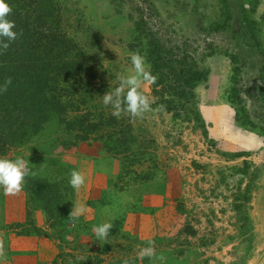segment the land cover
I'll list each match as a JSON object with an SVG mask.
<instances>
[{
  "label": "rangeland",
  "instance_id": "1",
  "mask_svg": "<svg viewBox=\"0 0 264 264\" xmlns=\"http://www.w3.org/2000/svg\"><path fill=\"white\" fill-rule=\"evenodd\" d=\"M49 1L57 5L61 31L97 62L104 93L115 86L117 74L131 69L129 45L141 18L165 44L188 43L197 58L204 57L200 67L208 71L195 89L201 122L175 120L152 108L129 116L120 153L107 152L101 142H75L52 122L29 142L7 150L0 157L23 158L32 174L16 194L0 189V264H13L11 252L27 248L11 243L22 236L53 239L52 264H264V86L259 80L264 0ZM218 25L223 29L214 31ZM229 56L237 57L236 89L255 128L235 121L229 100L235 64ZM142 91L149 96L150 84ZM242 145L247 150H240ZM96 161L103 169L116 168L114 189L128 194L119 201L127 199L134 213L157 204L151 196L169 203L152 237L121 227L119 219L107 240H97L87 218L70 213L59 226L62 212L49 221L43 211L46 231L33 227L31 211L42 204L30 193L29 181L66 180L70 212L73 203L84 200L69 184L72 170L84 175L86 186ZM148 241L155 253L141 259L138 252Z\"/></svg>",
  "mask_w": 264,
  "mask_h": 264
},
{
  "label": "trees",
  "instance_id": "2",
  "mask_svg": "<svg viewBox=\"0 0 264 264\" xmlns=\"http://www.w3.org/2000/svg\"><path fill=\"white\" fill-rule=\"evenodd\" d=\"M7 2L13 9L9 19L15 22L14 31L19 35L0 51V85L11 80L7 90L0 93V156L29 142L41 127L52 122L61 132L72 134L75 142H101L107 152L123 151L126 142L121 131L130 115L114 117L110 107L102 104V90L106 89L99 80V66L61 31L57 5L49 0ZM248 24L250 36L255 39L253 23ZM148 26L142 18L135 23L129 48L146 57L156 76L155 83H149L148 97L153 101L150 108L171 114L175 120L201 122L195 89L208 78V71L200 67L204 57L197 58L186 42L165 44ZM222 27L218 25L213 30L220 31ZM255 44L260 49L259 42ZM260 53L264 57V50ZM229 57L235 64L229 92V100L236 108L235 121L255 128L236 89L240 74L237 57ZM261 64L259 80L264 86V58ZM29 182L33 185L30 193L42 204L49 221L54 212H62L58 223L62 225L61 221L70 215L67 181L47 176Z\"/></svg>",
  "mask_w": 264,
  "mask_h": 264
},
{
  "label": "clouds",
  "instance_id": "3",
  "mask_svg": "<svg viewBox=\"0 0 264 264\" xmlns=\"http://www.w3.org/2000/svg\"><path fill=\"white\" fill-rule=\"evenodd\" d=\"M13 11L7 0H0V51L9 47V42L14 41L19 35L14 31L15 22L9 19V14ZM6 38V39H5ZM131 69L121 72L115 76V86L110 84L109 90L102 97V104L110 107L111 114L119 118L122 114L131 117L142 116L150 110L152 100L142 91L145 83H155L156 76L151 71V65L146 57L139 52L129 54ZM11 80L0 85V93L7 90V85ZM32 174L23 158L9 159L0 157V189L6 194H16L23 188L25 178ZM85 183L84 175L72 170L69 184L73 189L79 190ZM71 215L78 218L84 211L82 207H73ZM112 222H105L94 226V233L97 240H107L112 229ZM155 248L152 241H148L147 246L141 247L138 252L139 258L153 257ZM127 264V261L125 262Z\"/></svg>",
  "mask_w": 264,
  "mask_h": 264
},
{
  "label": "crops",
  "instance_id": "4",
  "mask_svg": "<svg viewBox=\"0 0 264 264\" xmlns=\"http://www.w3.org/2000/svg\"><path fill=\"white\" fill-rule=\"evenodd\" d=\"M247 148L248 145H242L240 150L245 151ZM95 164L96 166L90 172L89 182L86 186H81L77 193V196L83 193L84 200L81 203H73L70 213L74 210V206L82 207L84 211L79 217L87 218L93 226L105 222L114 224L121 219V227L132 230L143 238L152 237L158 227L157 217L169 203H166L162 197L151 196L157 200V204L134 213V210L129 209L130 205L127 199L125 202L119 201L128 197V194L114 189L116 168L111 166V169H103L100 161H96ZM87 202H90V205ZM31 215L33 227L46 231L47 222L43 210L35 208L31 211ZM64 234L61 235L63 238H65ZM11 243L27 246L26 249L20 248L21 252L19 253L11 252L10 258L14 259L13 264H52V261L57 258L56 243L53 239L50 240L49 236H22L12 240Z\"/></svg>",
  "mask_w": 264,
  "mask_h": 264
}]
</instances>
